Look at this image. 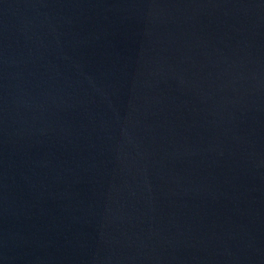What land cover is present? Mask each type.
Here are the masks:
<instances>
[{
  "label": "water",
  "instance_id": "1",
  "mask_svg": "<svg viewBox=\"0 0 264 264\" xmlns=\"http://www.w3.org/2000/svg\"><path fill=\"white\" fill-rule=\"evenodd\" d=\"M0 264H264V0H0Z\"/></svg>",
  "mask_w": 264,
  "mask_h": 264
}]
</instances>
